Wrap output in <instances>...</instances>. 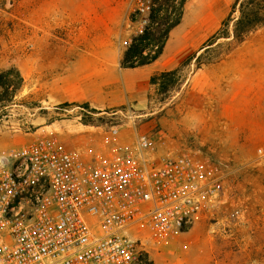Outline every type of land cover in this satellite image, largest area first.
Returning <instances> with one entry per match:
<instances>
[{"label":"rangeland","instance_id":"obj_1","mask_svg":"<svg viewBox=\"0 0 264 264\" xmlns=\"http://www.w3.org/2000/svg\"><path fill=\"white\" fill-rule=\"evenodd\" d=\"M234 1L186 0L173 46L188 32L202 48ZM134 6V0H0V75L15 85L18 72L24 77L14 97L12 88L0 85V151L55 134L68 150L91 160L130 142L136 130L150 133L166 140L163 150L191 151L207 161L222 177L223 193L190 229L147 241L145 256L154 264H264V154L258 151L264 150V92H250L248 104L239 106V93L216 91L208 79L194 89V58L163 79L170 82L167 91L154 84L143 108L90 113L50 98V89L62 88L79 60L99 50L122 59L137 31L129 20ZM214 47L193 55L206 61L227 44ZM232 52L253 62L264 58V26ZM224 97L236 105L221 108Z\"/></svg>","mask_w":264,"mask_h":264},{"label":"built area","instance_id":"obj_2","mask_svg":"<svg viewBox=\"0 0 264 264\" xmlns=\"http://www.w3.org/2000/svg\"><path fill=\"white\" fill-rule=\"evenodd\" d=\"M134 1L137 31L127 49L178 16L164 0ZM136 43L128 63L160 47ZM157 138L136 130L91 160L55 134L0 151V264H143L147 241L193 227L222 196V177L191 151L163 150L166 140Z\"/></svg>","mask_w":264,"mask_h":264},{"label":"crops","instance_id":"obj_3","mask_svg":"<svg viewBox=\"0 0 264 264\" xmlns=\"http://www.w3.org/2000/svg\"><path fill=\"white\" fill-rule=\"evenodd\" d=\"M182 22L171 31L163 53L156 61L137 67H122L120 58L108 59L99 53L103 50H99L93 57L81 59L74 68L68 69L63 87L50 89V98L57 103H88L98 110L125 105L143 108L154 86L151 83L154 74L178 68L186 58L202 50L200 41L193 40L188 32V39L173 46V32ZM128 69L135 70V75L127 72ZM204 79H208L206 82L210 87L215 83L216 91L235 96L239 93L238 105H247L250 92H264V58L253 62L240 53L231 52L222 60L197 69L192 79L193 88L196 89ZM222 101L219 103L221 108L236 105L228 97Z\"/></svg>","mask_w":264,"mask_h":264},{"label":"trees","instance_id":"obj_4","mask_svg":"<svg viewBox=\"0 0 264 264\" xmlns=\"http://www.w3.org/2000/svg\"><path fill=\"white\" fill-rule=\"evenodd\" d=\"M173 6V9L177 11V18L172 22L170 26H168L165 30H163L160 26L155 28V31H145L144 34L138 35L134 37V42L131 47H129L121 59L122 67H137L145 64L152 63L156 61L159 56L163 53L166 42L170 36L171 31L181 23L183 14H184V5L186 0H180L179 5L175 6L174 3L176 0H164ZM264 26V0H235L231 11L228 16L223 20L221 27L210 36L202 49L207 53L209 51L216 50V47H223L227 44V48L225 51L220 52L219 54L208 58L206 61H201V56L196 55L189 56L183 61V65L188 63L189 61L196 58V68L199 69L204 65L216 63L222 60L226 55L230 54L235 47L241 45L247 37L255 32L256 30L262 28ZM142 39H151L155 42H160V47L156 51L154 55L150 56H140V60L138 63H128L127 60L133 56L137 55L141 46L136 43L137 40ZM221 40H224L221 42ZM215 48V49H213ZM181 67L175 68L170 71L159 72L152 76L151 83L152 84H160L161 87L167 91L170 87V82L163 81L165 77L168 76H176L179 74ZM20 82L15 85L11 79H4L3 74L0 75V85L5 91H9L12 88L13 97L15 94L20 91L24 86V77L18 72ZM13 99H9L8 101H12ZM3 100L0 98V102ZM64 105H78L80 107L86 108L90 113H99L102 110H98L96 108H92L88 103H69L66 102ZM143 264H154L148 257L144 258Z\"/></svg>","mask_w":264,"mask_h":264}]
</instances>
